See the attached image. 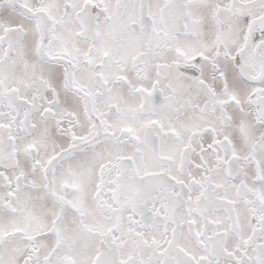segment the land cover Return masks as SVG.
Wrapping results in <instances>:
<instances>
[{
  "label": "flooded vegetation",
  "instance_id": "1",
  "mask_svg": "<svg viewBox=\"0 0 264 264\" xmlns=\"http://www.w3.org/2000/svg\"><path fill=\"white\" fill-rule=\"evenodd\" d=\"M0 264H264V0H0Z\"/></svg>",
  "mask_w": 264,
  "mask_h": 264
}]
</instances>
